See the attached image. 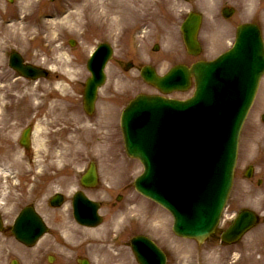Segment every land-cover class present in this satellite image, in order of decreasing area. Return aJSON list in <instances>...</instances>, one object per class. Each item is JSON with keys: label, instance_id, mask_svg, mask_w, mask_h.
Segmentation results:
<instances>
[{"label": "rangeland", "instance_id": "1", "mask_svg": "<svg viewBox=\"0 0 264 264\" xmlns=\"http://www.w3.org/2000/svg\"><path fill=\"white\" fill-rule=\"evenodd\" d=\"M84 1L29 0L28 4V0H0V26H2L0 27V131L7 132V139L3 141L4 147L0 143V167H3L2 171L5 174H10V177L0 179V208L6 219L13 221V216H16L24 206L33 204L47 218L52 233L58 235L62 226L71 228L69 225L71 223L68 222L69 219L72 220L70 202L60 209H52L48 204L49 197L58 191L63 192L67 197L70 196L78 187L79 175L88 163L94 160L99 164L104 177L102 189L108 182L117 183L122 180L126 182L125 190L129 189L125 200L128 202L134 196L137 197L133 201L136 209L128 210L126 213L127 228L122 231L124 234L120 240L122 246L118 248L122 252L119 256L113 253L115 250H111L110 244L112 242L110 237L115 232H111V227H117V224H113L116 213L105 209V222L93 231L96 233V239H92V242L99 244V246L94 245V249L106 243L110 250H107L103 257L105 260L99 257L96 264H107L112 259H119L122 264H135L129 248L125 245L132 236L140 233L152 237L164 247L171 256L170 264H264L262 218L257 228L246 235L239 244L231 247L221 246L214 238L201 248H197L194 242L184 243L176 237L172 233L173 219L170 214L133 191L131 182L142 173L143 166L138 160L127 156L119 138V115L122 107L137 93L153 92L139 75L141 66L152 62L160 73H165L176 64H190L199 58L215 56L229 46L234 39L236 26L243 22L256 21L264 33V0H256L253 7L247 5L248 0H120L119 4L126 2V5L116 10L109 9V17H96L98 21L95 25L91 24L93 18L91 11L86 10L82 12V24L76 31L68 28L62 30L55 28L54 32H52L54 28L46 30L47 25L44 22L47 19H44L43 15L52 12L62 15L63 11L70 7L81 6ZM225 6L233 7L236 11L229 21H224L221 14ZM155 7L159 11L156 13V19L150 21V25L153 26L152 28H157L153 29L156 36L148 35L147 27L149 28L150 25L146 19ZM21 9L28 13L23 21L28 32L35 30L40 32V35H37L38 33L35 35L34 40L24 44L9 38L5 31L6 28H10L15 17L23 16ZM189 11H197L204 16L200 32L203 52L199 56L187 54L180 32L181 22ZM142 22L146 25H141ZM141 29L145 30L143 35L147 33L146 37L138 35ZM51 38H55L54 46L48 45V40ZM70 39L76 41L75 46L69 44ZM104 41L112 44L114 57L106 69L108 80L100 90L96 112L88 116L83 110L82 97L85 80L89 75L86 63L90 53ZM156 43L160 45L159 51H153ZM53 47H63L73 66L82 68L81 73L77 72L72 79L64 78L60 74L58 78L64 79V86L68 91L59 90L51 94L48 93V87L54 88L53 80L56 77L51 69L55 61ZM12 50L22 53L29 63L49 68L51 75L37 81L20 78L8 66V57ZM128 61L134 63V68L130 71L125 70ZM36 87L38 94L42 96L48 94L49 100L39 109L35 108L33 102L27 113L18 112V106L15 104L17 94L31 91ZM191 93L192 91H189L174 97L184 98ZM53 98L57 101L58 108L54 113H50L49 109H52L50 100ZM104 106L109 109L105 114H110L108 119L111 121L112 130L116 131L112 135L113 147L107 151L94 148L95 134H90L94 132L96 123L99 124ZM262 113H264V81L243 132L234 187L225 215L227 223L232 219L234 212L242 208L264 215V124L260 120ZM54 119H57L55 123ZM34 122H40L43 132L46 133L51 132L56 125L77 129L74 136L82 139L77 142L71 161L56 158L58 163L47 164L44 163L46 160L44 151L47 147L39 148L38 145L29 151L21 148L18 143L20 132ZM14 132L15 139L11 144ZM45 140L49 141V138L46 136ZM62 143L63 141L51 143L50 147L54 151L64 150L65 145ZM67 151L73 150L67 148ZM17 154L24 155L25 166H31V172H22V169L20 172L17 166H12L10 161L15 159ZM247 166L254 168L252 179H246L243 174V169ZM258 180H261L260 184ZM91 194L98 197L104 193L99 189ZM128 197L130 198L127 200ZM124 201H121V205L126 208L127 203ZM104 204L109 206L107 201ZM84 238L85 236L79 238L76 244H81ZM58 243L54 235L52 239L48 238L44 245L40 243L35 249H29L15 240L9 230H6L0 233V264H10L11 259L14 258L20 262L19 264L44 263V255L47 252L43 251V246H50L49 252H54L61 262L71 260L73 256L66 252L67 247L74 250L76 245L73 246L74 244L66 241H63L62 245Z\"/></svg>", "mask_w": 264, "mask_h": 264}, {"label": "water", "instance_id": "2", "mask_svg": "<svg viewBox=\"0 0 264 264\" xmlns=\"http://www.w3.org/2000/svg\"><path fill=\"white\" fill-rule=\"evenodd\" d=\"M199 24L200 18L193 15L183 27L186 44L194 53L200 51L197 41ZM103 56H107V51ZM17 59L23 74H43L39 69L23 65L19 57ZM93 66L98 69L95 64ZM94 74L86 90L89 111L96 98V86L103 81L100 70ZM263 74V43L258 29L248 24L239 27L234 47L219 59L198 62L191 69L176 67L161 80L153 73L147 76L148 81L167 91L187 89L193 75L196 91L191 99L177 101L140 95L132 103L126 120L125 139L128 153L140 158L145 165V173L137 181L138 188L173 213L177 234L202 240L213 231L222 202L231 187L238 134ZM182 124H187L188 128V153L194 155L192 165L188 163L189 168L178 173H167L168 181L164 184L167 188L160 194L156 181L161 177L156 163V147L168 146L170 131L173 128L180 131ZM28 135L29 130H26L24 141L27 143ZM180 141H185L181 133ZM93 170L94 167L89 174L95 178ZM79 203L83 207L77 205L76 218L85 224L95 223L98 219L95 205L85 199ZM255 221L254 213L243 211L231 229L235 239ZM44 230L31 207H26L16 220V235L26 243H33ZM132 246L140 264H166L163 253L150 240L138 237L133 239Z\"/></svg>", "mask_w": 264, "mask_h": 264}, {"label": "bare ground", "instance_id": "3", "mask_svg": "<svg viewBox=\"0 0 264 264\" xmlns=\"http://www.w3.org/2000/svg\"><path fill=\"white\" fill-rule=\"evenodd\" d=\"M34 2L38 0H32ZM256 0H248L246 3L249 7H253L255 5ZM120 0H85L84 4L81 6L76 7L75 9L69 11L65 16H62L60 13H47L45 15V18H50L49 20H46L44 22L45 25H47V31L50 29H53L52 32H54L55 28L58 30L62 29H70L72 31H76L78 27L82 24L81 17L82 12L86 10H90L93 16H100L104 15V17H109V9L116 10L119 9L122 6L126 5V2L119 4ZM29 4V0H28ZM31 4V3H30ZM23 12V16L16 19L11 25L10 28H6L5 31H7V34L9 38L14 40L17 43H28L29 40L35 39V35H39V31H31L28 32L27 26L23 24V21L25 20L28 13H26L23 9H21V13ZM19 16V15H17ZM92 23H95L94 20H92ZM2 28V26H0ZM36 29V28H35ZM33 33V35H31ZM31 35V36H30ZM14 42V43H15ZM55 38H51L48 40V44L51 46H54ZM52 53L54 54V64L52 65L51 69L52 72L56 75L55 79L53 80L54 88L48 87V93L54 94L55 92L60 91H68L67 88L64 86V82L62 79H59L58 76L61 74L64 76V78L72 79L78 74L81 73L82 67H75L73 66L72 61L69 58L68 53L66 50L63 49V47H53ZM38 88H34L31 91H24L22 93H18L17 97L15 98V104L18 106V112L27 113L30 109V105L34 102L35 108L39 109L41 106L45 105L46 101L49 100L48 94H44L43 96L38 94ZM41 100V101H40ZM50 104V107L52 109H49L50 113H54L56 109L58 108L57 101L55 98H53ZM37 113L39 111L37 110ZM75 120V119H73ZM57 121V119H54V123ZM75 122V121H74ZM73 125H75L73 123ZM108 126V125H107ZM107 126H104L102 129H105ZM115 126V125H113ZM55 128L49 132H43V128L40 122L37 123L35 126V142L37 145H39V148L47 147V149L44 151L45 155L44 157L46 160L44 163L47 162V164H56L59 161H56V158H60L61 160H67L71 161V155L76 150V144L79 142L82 137L77 138V136H74V133L77 129H71L65 126H54ZM103 133H107L106 131H103ZM90 134H94V132H91ZM49 138V141L45 140V137ZM109 136L105 135V140L107 141ZM7 139V132L0 131V141ZM52 141V142H51ZM63 141L62 145H65L64 150L54 151L50 145L51 143L56 144V142ZM109 144H106L104 142L98 143L99 148L104 149ZM67 148L69 150L73 151H67ZM39 162V161H38ZM37 162V163H38ZM12 166H17L18 171L21 172H31L32 168L31 166L26 167L25 166V160L24 155L17 154L15 159L10 161ZM118 163V162H117ZM40 164V163H38ZM3 170V167H0V179L10 177V174H5Z\"/></svg>", "mask_w": 264, "mask_h": 264}, {"label": "flooded vegetation", "instance_id": "4", "mask_svg": "<svg viewBox=\"0 0 264 264\" xmlns=\"http://www.w3.org/2000/svg\"><path fill=\"white\" fill-rule=\"evenodd\" d=\"M109 190H105V192H113V188L110 187L108 188ZM102 191V190H101ZM100 197V196H99ZM112 195L109 194V193H105V194H102L100 198L98 199H104V200H107L108 202H112ZM102 205V203H101ZM111 207H115V205H112ZM110 208V207H109ZM87 228V227H85ZM88 229V228H87ZM76 248L78 249V252L83 254V255H87L89 254L90 251H88L87 249L83 248V247H79V245L76 244ZM79 258H76L75 260H68V261H65V262H62L61 264H84V261L83 260H78ZM61 261L58 260V258H54L53 262L51 264H57V263H60ZM87 264H91L90 261L87 262Z\"/></svg>", "mask_w": 264, "mask_h": 264}]
</instances>
